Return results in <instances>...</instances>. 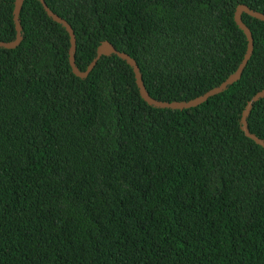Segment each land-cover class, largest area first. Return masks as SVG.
<instances>
[{
  "label": "trees",
  "instance_id": "1",
  "mask_svg": "<svg viewBox=\"0 0 264 264\" xmlns=\"http://www.w3.org/2000/svg\"><path fill=\"white\" fill-rule=\"evenodd\" d=\"M44 2L72 28L79 71L107 41L168 103L236 71L238 6L264 14V0ZM13 9L0 0L1 42ZM242 18L240 79L179 111L147 105L115 55L74 76L65 29L24 1L20 44L0 48V264H264V148L241 131L264 90V22ZM246 122L264 140V98Z\"/></svg>",
  "mask_w": 264,
  "mask_h": 264
},
{
  "label": "water",
  "instance_id": "2",
  "mask_svg": "<svg viewBox=\"0 0 264 264\" xmlns=\"http://www.w3.org/2000/svg\"><path fill=\"white\" fill-rule=\"evenodd\" d=\"M24 1L25 0H14L13 22H14V28H15V39L11 42H8V43L0 41V48L10 50V49L16 48L20 44V42H21V27H20V22H19V13H20V10L22 8ZM36 1H38L41 4L46 15L49 18H51V20L53 22L61 25L65 29V31L67 32V34L69 36V44H70V47L68 50V62H69V66H70V69L72 71V74L74 76H76L80 79L86 78L88 76V74L92 71L94 66L96 65L97 61L101 57H108L110 55H115L119 59L125 61V63L132 68L135 83H136V86H137L138 91H139V95L147 105L153 106L156 108H160V109H171V110H179V111L184 110V109L193 108V107H196V106L204 103L205 101H207V99L223 92L228 86L232 85L233 83L237 82L240 79L243 70H245L249 60L252 57L253 50H254L253 36H252L250 29L243 22V18H242L243 14H247L250 17H253L257 20L264 22V14L253 11L245 5L238 6L237 10H235V13H234V22H235L236 26L239 27L244 32V34L246 35L248 45H247V51H246L245 57H244L243 61H241V63L238 65L236 71L234 73H232L219 86L207 91L206 93H204L203 95H201L195 99H192V100L187 101V102H170V103H168V102H161V101L154 100L148 95V93L146 92V90L143 86L142 77H141V74L139 72V68H138L136 62L132 58H130L127 54L122 53V52H118L113 47V45L107 41L101 42L100 45L97 47L96 56L92 60V62L89 64L87 69L83 72L79 71L76 68L75 62H74V56H75V51H76V40H75V36H74V32H73L72 28L64 19H62V18L58 17L56 14H54L46 6L44 0H36ZM263 98H264V90L257 93L249 102L246 103V105L243 109L242 115H241V131L243 132L244 136L246 138L254 141L257 145L261 146L262 148H264V140L258 138L256 135L251 134L249 132V130L247 128L246 119H247L248 115H250L252 108H253V105L255 103H257L260 99H263Z\"/></svg>",
  "mask_w": 264,
  "mask_h": 264
}]
</instances>
